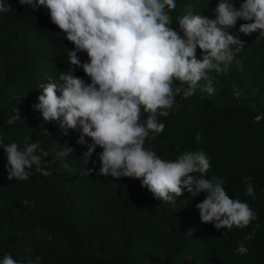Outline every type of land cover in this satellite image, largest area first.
Returning <instances> with one entry per match:
<instances>
[{
    "label": "trees",
    "instance_id": "16d2710c",
    "mask_svg": "<svg viewBox=\"0 0 264 264\" xmlns=\"http://www.w3.org/2000/svg\"><path fill=\"white\" fill-rule=\"evenodd\" d=\"M8 2L11 10L0 12V137L4 145L16 142L22 147L26 140L39 142L37 154L41 149L49 153L42 159L51 174L43 176L33 166L28 180L9 179L7 154L0 151V208L27 192L29 204L25 206L31 212L28 225L14 217L8 225L1 223L0 212V261L10 253L23 264L28 259L34 264H264V37H259L258 31L250 35L240 32V24L247 21L238 20L229 32L245 44L227 73L217 75L213 71L216 94L209 97L197 87L186 100L178 95L170 115L158 117L165 124L164 131L150 133L145 140L144 146L157 154L160 146L154 147L168 145V153L161 156L165 160L169 153L203 150L211 162L210 173L222 176L218 178L225 180L223 186L230 197L247 202L258 215L246 228L216 229L213 223L200 219L196 205L205 198L203 192L192 197L185 190L175 203H168L155 199L139 179L101 175L102 149L97 146L90 157L84 156L91 138L85 137L84 145H77L84 149L66 146L70 141L78 143L79 128L68 129L65 134L57 124L49 135L37 137L33 133L22 141L25 113L31 115L30 121L37 120L34 114L41 111L34 105L39 103L42 83L49 78L46 75L58 81L60 74L69 70L67 54L74 45L52 23L47 8L33 15L37 9L21 5L19 0ZM232 2L239 8L242 0ZM217 3L176 0L170 27L183 36L177 19L189 7L194 14L214 18ZM38 53L47 57L46 61L56 59L53 72L48 64L30 67L28 62ZM77 55L82 63L88 62L86 52ZM196 56H202L199 48ZM73 67L74 75L80 76L83 68ZM179 84L174 81V87ZM31 108H35L34 113ZM18 112L20 118L8 124ZM258 115L262 117L259 123L255 121ZM44 129L38 125L39 133ZM198 132L202 135L199 143ZM68 147L73 151L57 158L56 153ZM68 163L69 184L62 176ZM244 177H251L255 200L245 196ZM33 203L35 207L30 206ZM249 234L253 237L247 240ZM240 242L249 249L247 254L235 251Z\"/></svg>",
    "mask_w": 264,
    "mask_h": 264
},
{
    "label": "clouds",
    "instance_id": "9594fccd",
    "mask_svg": "<svg viewBox=\"0 0 264 264\" xmlns=\"http://www.w3.org/2000/svg\"><path fill=\"white\" fill-rule=\"evenodd\" d=\"M19 3L37 9L28 10L33 15L42 7L47 8L52 23L74 45L67 54L69 70L62 72L58 81L46 75L49 78L42 83L39 103L34 105L41 111L34 114L37 120L30 121L31 115L27 117L25 113L22 141L33 133L37 137L49 135L48 131L57 124L65 134L68 129L79 128L78 143L70 141L66 146L82 148L77 145H84L85 137L91 138L84 156L90 157L97 146L102 149L101 175L139 179L155 199L168 203H175L185 190L192 197L203 192L205 198L196 205L200 219L213 223L216 229H243L258 219L247 202L230 197L223 186L225 180L218 178L221 175L210 173L211 162L203 150L169 153L170 158L165 160L161 156L168 153V145L154 147L160 146V151L157 150L160 154L144 145L150 133L164 131L165 124L158 117L170 115L178 95L186 100L195 94L197 87L209 97L216 94L213 71L217 75L227 73L245 44L229 32L238 20L247 21L240 24V32L250 35L258 31L259 37H264V0H242L239 8L232 0H218L214 18L194 14L189 7L177 19L183 36L170 27L173 20L170 12L176 9V0H19ZM11 7L8 0H0V12H8ZM197 48L202 53L200 59L196 56ZM81 51L87 53L88 62H81L77 55ZM46 58L38 53L28 63L33 68L48 64L53 72L57 61L54 57L47 61ZM73 66L83 68L80 76L74 75ZM177 80L180 84L174 87ZM24 94H20L22 98ZM234 96L239 93L234 91ZM35 108H31L32 113ZM19 118L18 112L7 123L11 125ZM261 118L258 115L255 121L259 123ZM40 124L47 129L44 133L38 132ZM196 140L198 143L202 140L201 133H197ZM0 146L3 147L0 151L7 154L9 179L28 180L33 166L43 176L51 174L42 159L49 153L41 149L37 154L39 142L26 140L22 147L16 142L4 145L0 137ZM72 151L68 147L57 152V158ZM68 166L69 163L62 175L67 184L72 178ZM242 182L247 185L245 196L255 200L251 177H244ZM71 195L74 197L73 191ZM28 204L27 192L6 203L0 208L1 223L8 225L14 217L28 225L31 213L26 210ZM252 237L249 234L246 239ZM235 251L247 254L249 249L240 242ZM40 259L36 257V261ZM0 264H23V261L6 253ZM27 264L34 261L28 259Z\"/></svg>",
    "mask_w": 264,
    "mask_h": 264
}]
</instances>
